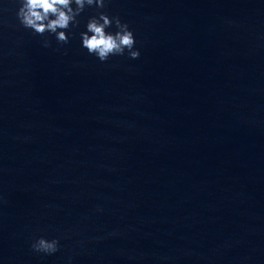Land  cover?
I'll list each match as a JSON object with an SVG mask.
<instances>
[{
  "label": "water",
  "instance_id": "obj_1",
  "mask_svg": "<svg viewBox=\"0 0 264 264\" xmlns=\"http://www.w3.org/2000/svg\"><path fill=\"white\" fill-rule=\"evenodd\" d=\"M18 7L0 0V264H264V0H106L141 52L106 62L82 47L95 7L67 44Z\"/></svg>",
  "mask_w": 264,
  "mask_h": 264
},
{
  "label": "clouds",
  "instance_id": "obj_2",
  "mask_svg": "<svg viewBox=\"0 0 264 264\" xmlns=\"http://www.w3.org/2000/svg\"><path fill=\"white\" fill-rule=\"evenodd\" d=\"M86 7H95L98 11V15L88 19L86 30L80 33L82 47L90 55L101 62L108 61L112 56L125 55L126 52L131 59L140 57L141 52L135 47L136 37L128 23L119 16H110L100 10L106 7V0H19L16 16L20 24L35 35L54 34L58 43L67 44L70 40L67 30L79 25L78 18ZM113 25L116 31H108ZM50 45L51 41L45 39L44 46ZM31 248L38 253L51 255L59 251L60 239L40 236L34 239Z\"/></svg>",
  "mask_w": 264,
  "mask_h": 264
}]
</instances>
